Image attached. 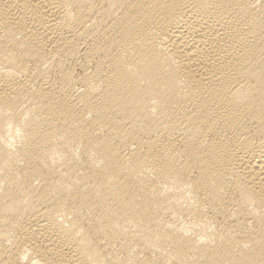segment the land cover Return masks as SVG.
<instances>
[{
  "label": "bare ground",
  "instance_id": "obj_1",
  "mask_svg": "<svg viewBox=\"0 0 264 264\" xmlns=\"http://www.w3.org/2000/svg\"><path fill=\"white\" fill-rule=\"evenodd\" d=\"M0 264H264V0H0Z\"/></svg>",
  "mask_w": 264,
  "mask_h": 264
}]
</instances>
